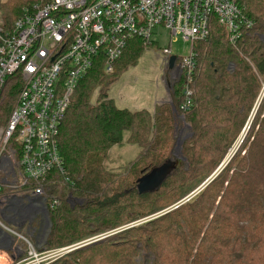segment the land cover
<instances>
[{"label": "trees", "instance_id": "16d2710c", "mask_svg": "<svg viewBox=\"0 0 264 264\" xmlns=\"http://www.w3.org/2000/svg\"><path fill=\"white\" fill-rule=\"evenodd\" d=\"M35 2L0 1L3 32ZM236 2L253 25L233 44L213 16L207 37L190 44L196 66L187 110L180 108L183 74L153 112L119 107L109 97L114 81L147 49L136 37L112 73L98 62L80 79L60 126L69 180L51 185L60 203L49 208L45 248L109 234L46 264H135L138 257L139 264H264V96L256 106L264 82V0ZM19 84L7 88L0 123ZM180 115L189 129L180 159L157 190L138 193L136 179L172 155ZM122 144L139 150L122 171L111 170L109 149ZM69 195L82 204L70 206Z\"/></svg>", "mask_w": 264, "mask_h": 264}, {"label": "built area", "instance_id": "2783aa9c", "mask_svg": "<svg viewBox=\"0 0 264 264\" xmlns=\"http://www.w3.org/2000/svg\"><path fill=\"white\" fill-rule=\"evenodd\" d=\"M213 16L233 44L253 25L236 0H40L23 9L11 30L3 32L0 26V103L7 88L20 82L14 106L0 125V229L12 236L0 233L5 257L12 262L26 252L28 257L14 264H28L31 257L45 264L47 258L101 238L50 250L43 240L45 211L60 202L50 183H60L59 176L69 180L59 132L78 82L98 62L106 74L112 73L128 40L136 37L150 44L156 27L168 30L169 43L178 36L190 44L203 39ZM161 55L169 67L174 55L170 45ZM175 56L169 69L176 79L184 75L180 108L187 110L196 61L191 46L187 54ZM23 227L30 239L17 231Z\"/></svg>", "mask_w": 264, "mask_h": 264}, {"label": "rangeland", "instance_id": "374dc122", "mask_svg": "<svg viewBox=\"0 0 264 264\" xmlns=\"http://www.w3.org/2000/svg\"><path fill=\"white\" fill-rule=\"evenodd\" d=\"M29 7H31V5L25 6L24 8H29ZM0 23H1V15H0ZM152 38H153V42H151L150 44L143 43L147 49L139 57L137 63L129 67L126 72L122 73L119 76V78L116 81H114V83L111 85L110 89L108 90L109 97H111L115 101L116 105L119 107H128L130 109H139L141 107H144L152 111L154 110L153 108L155 105L160 104L158 103L159 100L167 101V102L170 100L169 90L172 88L175 81H177L178 79L175 78L173 70L169 69L168 66H165L163 64L161 49L163 47L170 45L172 54L179 56L185 55L188 53V50L190 49V43L183 41L179 36L177 37V39L172 41V43H169V38H170L169 32L167 29L163 27L154 28ZM163 77L165 78L164 79L165 81H163ZM263 96H264V82H263V87L256 100V106L261 102ZM10 111L11 108L8 111V115ZM7 118L8 116H6L5 122L0 123V125H4L6 123ZM249 122L246 128H244L241 131L239 137L237 138L233 146L230 148L229 153L223 162H227L229 157L236 151L237 147L241 144L243 137L245 136V133L247 131ZM188 132H189L188 125L183 120V117L180 115L176 119V131H175L176 140L174 145L175 150H174V154L172 155L176 162L180 159L182 143L183 140L188 135ZM178 147H180V151H178ZM138 150L139 148L135 144L113 145L109 149L108 157L105 160V165L111 170L122 171L126 163L135 157ZM58 180L60 181L59 183L60 185L64 184L60 176L58 177ZM52 184L53 183L51 182L50 188ZM55 189L51 188V192L60 199V192H55ZM66 201L72 207L75 206L76 204H82L81 199L73 198L71 195H69L66 198ZM17 231H19L22 235L29 237V235L25 232L24 229H17ZM107 234H109V232L89 236L72 244L79 243L83 240L104 237ZM31 242L32 244H35L33 239H31ZM38 248L44 249L43 246ZM55 248H59V247H54V248L52 247L46 250L55 249ZM10 254L11 252L8 253V255ZM0 255L2 256L3 264H14L18 259L28 257L26 252H20L19 254L15 255V257H17L18 259H14L11 262L10 259L5 257L1 252ZM61 256H59L58 258H60ZM28 259L30 258H27L26 260L28 261ZM56 259L47 258L45 264ZM139 260H140L139 257L136 258L135 264H139Z\"/></svg>", "mask_w": 264, "mask_h": 264}, {"label": "water", "instance_id": "95a60500", "mask_svg": "<svg viewBox=\"0 0 264 264\" xmlns=\"http://www.w3.org/2000/svg\"><path fill=\"white\" fill-rule=\"evenodd\" d=\"M175 60H176V56L170 55L168 61V65L170 68L173 67ZM174 150L175 147H173V149L171 150L172 155L174 154ZM178 151H180V147H178ZM172 155L167 160L160 163L159 165L152 167L149 171H147L146 173H144L143 175H141L136 179V189L138 193L142 194L146 192H153L159 188V186L170 175V173L173 171V169L176 166V161ZM45 219H46L47 227L45 229V232L43 233L44 242H46L47 236L51 230V220L49 217V212L47 210L45 211ZM0 233H4L8 238L12 237L9 233L4 232L1 229H0Z\"/></svg>", "mask_w": 264, "mask_h": 264}, {"label": "crops", "instance_id": "0c3cea01", "mask_svg": "<svg viewBox=\"0 0 264 264\" xmlns=\"http://www.w3.org/2000/svg\"><path fill=\"white\" fill-rule=\"evenodd\" d=\"M128 70V69H127ZM126 70V71H127ZM125 71V72H126ZM165 78L163 77V81H165L164 80ZM162 102H167V101H162V100H159V102L158 103H162ZM155 107V106H154ZM123 108V107H122ZM125 108H128V107H125ZM128 109H130V108H128ZM139 109H146V110H148V111H151L150 109H148V108H144V107H141V108H139ZM139 109H130V110H139ZM154 109V108H153ZM151 112H153V110L151 111ZM138 152V151H137ZM137 154V153H136ZM22 229H24L25 230V232L28 234V235H30V233L28 232V231H26V228L25 227H23ZM33 237V236H32ZM34 241H37V238L36 237H34ZM36 252L37 253H40L41 251H43V249H39L38 247H36ZM24 258H21V259H18L16 262H18V261H20V260H23ZM29 261V262H28ZM28 264H36V262H35V258H33V257H31L30 259H28ZM15 262V263H16Z\"/></svg>", "mask_w": 264, "mask_h": 264}, {"label": "bare ground", "instance_id": "6f19581e", "mask_svg": "<svg viewBox=\"0 0 264 264\" xmlns=\"http://www.w3.org/2000/svg\"><path fill=\"white\" fill-rule=\"evenodd\" d=\"M0 264H3L2 256L0 255Z\"/></svg>", "mask_w": 264, "mask_h": 264}, {"label": "flooded vegetation", "instance_id": "af4514ba", "mask_svg": "<svg viewBox=\"0 0 264 264\" xmlns=\"http://www.w3.org/2000/svg\"><path fill=\"white\" fill-rule=\"evenodd\" d=\"M46 220V219H45ZM46 226H47V223H46ZM46 229V228H45Z\"/></svg>", "mask_w": 264, "mask_h": 264}]
</instances>
